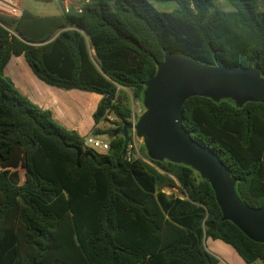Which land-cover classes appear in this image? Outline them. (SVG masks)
Here are the masks:
<instances>
[{"label": "trees", "instance_id": "obj_1", "mask_svg": "<svg viewBox=\"0 0 264 264\" xmlns=\"http://www.w3.org/2000/svg\"><path fill=\"white\" fill-rule=\"evenodd\" d=\"M82 1L77 14L0 16V264H217L204 238L231 246L246 264H264V244L222 222L210 184L192 169L127 160L121 134L132 111L118 92L140 100L165 50L229 69L256 61L264 78L257 9L264 0H225L231 11L213 13L216 0ZM153 3L178 9L160 12ZM21 56L44 84L102 97L95 128L118 119L114 129L93 132L110 138L107 155L85 147L4 77ZM183 126L230 169L242 201L264 207V104L194 97ZM173 178L187 199L163 192L176 186Z\"/></svg>", "mask_w": 264, "mask_h": 264}, {"label": "water", "instance_id": "obj_2", "mask_svg": "<svg viewBox=\"0 0 264 264\" xmlns=\"http://www.w3.org/2000/svg\"><path fill=\"white\" fill-rule=\"evenodd\" d=\"M194 97L215 103L231 100L237 108L247 103L264 104V78L256 61L251 68L229 69L219 61L205 65L165 50L156 75L145 84L146 112L135 125H125V138L127 128L133 129L143 140L151 161L182 165L199 173L214 192L222 222H231L251 241L264 244V207L246 205L237 193V180L230 169L183 126L184 105Z\"/></svg>", "mask_w": 264, "mask_h": 264}, {"label": "crops", "instance_id": "obj_3", "mask_svg": "<svg viewBox=\"0 0 264 264\" xmlns=\"http://www.w3.org/2000/svg\"><path fill=\"white\" fill-rule=\"evenodd\" d=\"M25 1H22V7ZM22 57L24 58V56L12 57L4 74L7 75L8 70L14 63L16 64L14 69H19V64L16 61L21 60ZM26 64H22L21 69L25 68H23L25 74L28 75L30 82H34L33 84L36 87L26 86L21 78L17 77L16 74H11V81L16 88L41 110L50 111L53 119L65 129L78 132L82 138L93 134V129L95 128L93 115L97 111L102 97L82 91V93L65 92L64 90L50 87L37 79L28 64L27 66ZM88 120L89 122H87ZM203 245L207 252L218 259L217 264H246L231 246L222 241L204 238Z\"/></svg>", "mask_w": 264, "mask_h": 264}, {"label": "rangeland", "instance_id": "obj_4", "mask_svg": "<svg viewBox=\"0 0 264 264\" xmlns=\"http://www.w3.org/2000/svg\"><path fill=\"white\" fill-rule=\"evenodd\" d=\"M84 5H85V3L82 0H47V1L26 0L24 2V6L22 7V10L28 11V12L36 15V16H60V15H67V14H71V13H75V14L81 13V9L83 8ZM153 6L155 7V9H157L160 12H172V11L178 9V6L175 4L159 5V4L153 3ZM257 9L259 12L264 11V3L261 1H258ZM215 11L229 12V11H231V9L228 7L225 0H216L213 8L211 9V13H213ZM10 31L12 34H15L13 28H10ZM89 52H90V56H91L94 64L97 67H99V62L96 59L94 51L92 49H90ZM14 59L16 60V58H14ZM16 63L19 64L20 68L14 69V66L16 65L14 63V65H12V67L8 70L7 75L4 74V77L8 80H12L10 75L16 74L17 77H19L23 80V82L26 86H29L32 88L36 87L33 84L34 82L33 81L30 82L28 75L25 74V72H24L25 68L23 67L24 69L23 68L21 69L22 64H26L24 58L22 57L21 60H17ZM26 66H27V64H26ZM64 91L68 92L66 90H64ZM71 92L82 93L81 91H78V90H71ZM118 92H119L120 96L122 97V99L124 100V102L131 108V111H132V115H131V118L129 119L128 124L135 125L138 122L139 118L146 112V109H145L144 104H143V96L140 100H135L133 98V94H132L131 90L124 89L121 87L118 88ZM87 122H89V120ZM117 123H118V119L115 116L110 115L109 119L106 122H102L100 124V126H97V128H94L93 132L95 130L108 131L110 129H114L115 124H117ZM123 130H124V128H123ZM121 135L123 137H125V132L122 131ZM126 140H127V144L132 143L134 141L136 143V149H135V151H133V159L132 160H141V161L149 163L150 159L148 158L147 150L145 148L144 142L142 139H139L136 136V133L133 129L127 128ZM195 173H196V177L199 176L200 179H202L201 176L199 175V173H197V172H195ZM20 174H21L22 182H24V171L21 170ZM174 181L176 182V186L175 187H166L163 189V192L166 193L170 197H180L183 199H187V194L180 189L179 184L175 179H174ZM257 264H262V263L258 262Z\"/></svg>", "mask_w": 264, "mask_h": 264}, {"label": "built area", "instance_id": "obj_5", "mask_svg": "<svg viewBox=\"0 0 264 264\" xmlns=\"http://www.w3.org/2000/svg\"><path fill=\"white\" fill-rule=\"evenodd\" d=\"M23 0H0V16H6L12 19H20ZM85 147L95 151L100 155H107L111 148V140L106 136L96 137L93 134H89L84 137ZM136 149L135 141L127 145V160L135 161L133 159V151ZM147 163V162H146ZM153 166L150 162L148 163Z\"/></svg>", "mask_w": 264, "mask_h": 264}]
</instances>
